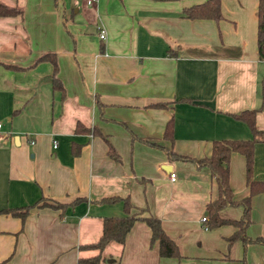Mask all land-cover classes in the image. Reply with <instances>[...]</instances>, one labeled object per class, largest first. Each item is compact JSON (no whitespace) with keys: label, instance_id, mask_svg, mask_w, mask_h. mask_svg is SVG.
<instances>
[{"label":"crops","instance_id":"1","mask_svg":"<svg viewBox=\"0 0 264 264\" xmlns=\"http://www.w3.org/2000/svg\"><path fill=\"white\" fill-rule=\"evenodd\" d=\"M205 1L0 0L20 11L0 16V264L96 255L86 244L103 217L124 214L122 201L102 200L113 196L138 217H158L180 257L159 255L138 218L123 243L103 247L100 264H264V244L228 242L232 223L205 226L216 196L209 169L166 152L201 158L213 140L252 139L236 118L245 109L259 107L264 130L258 0H219L218 19L184 14ZM252 176L264 180V141L254 143ZM229 185L235 199L249 194L240 152L230 155ZM242 212L220 209L230 220ZM249 219L246 235L264 238L261 192L250 196Z\"/></svg>","mask_w":264,"mask_h":264},{"label":"trees","instance_id":"2","mask_svg":"<svg viewBox=\"0 0 264 264\" xmlns=\"http://www.w3.org/2000/svg\"><path fill=\"white\" fill-rule=\"evenodd\" d=\"M20 11L15 7H9L0 2V16L16 15ZM184 14L189 18H214L218 19L221 16L219 9V0H206L203 3L195 4L184 9ZM257 48L259 58L264 61V0H258L257 6ZM49 56L43 54L39 59ZM52 57L55 70V59ZM264 101V93L262 95ZM259 107L245 109L236 114V118L245 121L253 134L252 139H216L212 141L211 152L209 155L201 158H192L185 154H178L171 148H166L167 155L172 159L191 160L198 167H207L211 176L215 180L216 196L206 203L205 206V226L208 228L216 227L225 223H232L236 226L233 233L227 238L231 243L236 239H241L243 244L249 242L264 244V238L257 236L251 238L246 235L245 228L249 224L250 196L254 193L261 192L264 194V180H256L252 176L253 166V147L256 141H264V130L255 127L254 118ZM173 128V119L169 118L166 121L164 134L171 138ZM232 152H240L245 157V173L246 183L249 187V194L241 199H235L231 187L229 185V158ZM109 155L116 159L117 154L112 146L108 148ZM107 202L122 201L124 214L120 216H105L103 217L102 233L96 242L86 244L88 247L97 248L99 252L91 257L79 258L76 264H100L103 259L101 250L109 241H117L123 243L127 232L133 222L141 218L149 227L151 235L150 240L157 241L158 253L161 256L180 257V253L175 241L165 232L160 219L153 215L138 217L130 212L133 206L126 197H106L102 199ZM75 201V200H74ZM73 201V203H74ZM45 203V202H43ZM63 205V204H57ZM226 205H241L243 212L236 220L223 218L220 215V209ZM12 214H18L22 218L25 212H19L15 208L4 209Z\"/></svg>","mask_w":264,"mask_h":264},{"label":"built area","instance_id":"3","mask_svg":"<svg viewBox=\"0 0 264 264\" xmlns=\"http://www.w3.org/2000/svg\"><path fill=\"white\" fill-rule=\"evenodd\" d=\"M97 0H86V2L88 4H92L93 2H96ZM99 36L102 38L105 36V31L103 29L100 30ZM0 126H1V122H0ZM33 142V141H31ZM169 178L170 180H174L175 179V172L174 171H170L169 172ZM202 220H205V217H202Z\"/></svg>","mask_w":264,"mask_h":264},{"label":"water","instance_id":"4","mask_svg":"<svg viewBox=\"0 0 264 264\" xmlns=\"http://www.w3.org/2000/svg\"><path fill=\"white\" fill-rule=\"evenodd\" d=\"M164 168H165V169H170V166L167 165V166H164Z\"/></svg>","mask_w":264,"mask_h":264}]
</instances>
